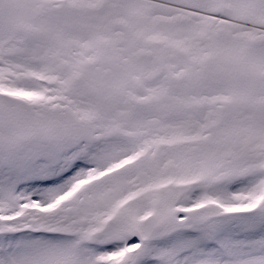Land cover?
<instances>
[{"label":"snow or ice","instance_id":"1","mask_svg":"<svg viewBox=\"0 0 264 264\" xmlns=\"http://www.w3.org/2000/svg\"><path fill=\"white\" fill-rule=\"evenodd\" d=\"M0 264H264V0H0Z\"/></svg>","mask_w":264,"mask_h":264}]
</instances>
